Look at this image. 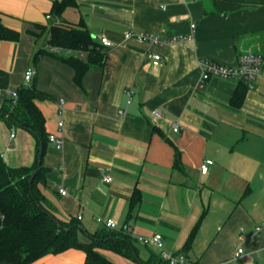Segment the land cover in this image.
<instances>
[{"label": "crops", "instance_id": "obj_1", "mask_svg": "<svg viewBox=\"0 0 264 264\" xmlns=\"http://www.w3.org/2000/svg\"><path fill=\"white\" fill-rule=\"evenodd\" d=\"M54 1L0 0L2 24L20 35L0 40V107L35 69L46 136L64 139L61 149L47 140L42 158L48 208L86 235L105 231L98 218L113 219L112 232L131 227L124 233L136 247L129 256L97 250L109 264H160L155 247L137 242L157 233L167 250L195 264H264V232L256 233L264 224V79L245 91L222 78L199 87L200 60L235 66L244 52L264 57V0H71L60 16ZM55 24L113 43L81 86L65 61L88 62L89 52L47 50ZM193 24L194 41L176 42ZM128 31L169 44L127 41ZM154 54L162 56L159 67ZM39 146L33 132L0 119V150L10 167L34 166ZM206 160L214 164L202 175ZM86 235L80 233L82 243ZM239 248L244 255L237 258ZM33 264L100 263L69 249Z\"/></svg>", "mask_w": 264, "mask_h": 264}, {"label": "trees", "instance_id": "obj_2", "mask_svg": "<svg viewBox=\"0 0 264 264\" xmlns=\"http://www.w3.org/2000/svg\"><path fill=\"white\" fill-rule=\"evenodd\" d=\"M69 4H72L71 0L54 1V14L60 16ZM19 37L18 33L5 27L0 18V40L18 41ZM49 44L89 52L88 62L77 58L65 61L75 70V80L79 86L91 67L101 65L104 60L101 51L103 47L87 30L55 24L51 29ZM240 86L242 91L247 88L243 83ZM18 94L16 106H12V99L9 98L0 107V119L5 120L10 127L18 126L33 132L38 137L40 146L38 160L32 167H10L0 150V264H33L46 255L60 254L69 249L83 250L88 260L100 264L109 263L97 252L98 249L129 256L130 251L136 247L134 241L126 237L123 231L112 232L113 230L105 229L86 235L78 222L61 221L48 208L47 197L41 186L45 184L46 174L42 158L49 139L46 136L45 119L35 103L41 93L32 86L20 88ZM81 232L87 236L89 242L80 241ZM192 238L193 236L189 240ZM160 261V264H166L161 258Z\"/></svg>", "mask_w": 264, "mask_h": 264}, {"label": "built area", "instance_id": "obj_3", "mask_svg": "<svg viewBox=\"0 0 264 264\" xmlns=\"http://www.w3.org/2000/svg\"><path fill=\"white\" fill-rule=\"evenodd\" d=\"M47 19H51V16H47ZM196 25L191 26V32L188 35L180 36L176 42H193L195 36ZM125 40H135L143 43H147L152 46L166 45L169 44L168 41L162 40L158 35L148 32H136L128 31L124 35ZM99 44L104 49H110L113 47L112 41L102 36L100 37ZM47 50L50 52L57 53L60 51L59 47H54L49 45ZM163 62L162 56L160 54H154L152 56V64L154 67H159ZM201 68V78L199 81V87L203 88L211 79L222 78L226 80H234L238 83H243L248 86V88L253 89L254 84L259 79H264V57L260 54H256L252 51L242 53L238 58V63L235 66H226L211 60H200L199 62ZM36 77L35 69H29L24 75L23 86L21 88H31L32 82ZM19 90V89H18ZM18 90H9L8 96L12 99V106H16L19 100ZM128 104L131 103L134 95V91L130 89L128 92ZM121 113H123L121 111ZM153 116L156 119H162L163 113L160 109H155L153 111ZM63 127V122L59 123V128ZM181 129V125L176 123L173 131L178 133ZM15 135L12 134V138ZM49 141L54 144L57 148L61 149L64 144V139L57 137L54 134L49 135ZM214 164L212 160H206L200 165V173L202 175L208 174L210 167ZM113 178L110 176L104 177V182L111 183ZM61 195L65 196L67 192L65 190L60 191ZM79 219H82L81 217ZM101 225H103L108 230H117L118 225L113 219L104 220L98 218L97 220ZM264 232V224L256 228V233L259 235ZM124 233L131 235L132 228L127 227L124 229ZM137 242L145 246H153L158 251L160 258L166 264H195L192 262L183 252H178L174 250H167L165 248L164 238L161 234L157 233L149 238L139 237ZM244 255V250L239 248L236 257L239 258Z\"/></svg>", "mask_w": 264, "mask_h": 264}, {"label": "water", "instance_id": "obj_4", "mask_svg": "<svg viewBox=\"0 0 264 264\" xmlns=\"http://www.w3.org/2000/svg\"><path fill=\"white\" fill-rule=\"evenodd\" d=\"M41 156H42V146H41V153H40V158H41ZM32 180H33V177H32V179H31V181H30V182H32Z\"/></svg>", "mask_w": 264, "mask_h": 264}, {"label": "rangeland", "instance_id": "obj_5", "mask_svg": "<svg viewBox=\"0 0 264 264\" xmlns=\"http://www.w3.org/2000/svg\"><path fill=\"white\" fill-rule=\"evenodd\" d=\"M48 139H49V137H48Z\"/></svg>", "mask_w": 264, "mask_h": 264}]
</instances>
